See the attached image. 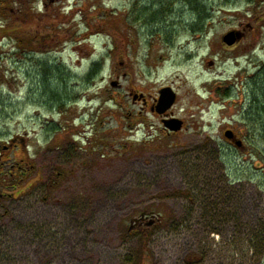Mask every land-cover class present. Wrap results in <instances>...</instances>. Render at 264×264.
Returning <instances> with one entry per match:
<instances>
[{
    "label": "rangeland",
    "instance_id": "obj_1",
    "mask_svg": "<svg viewBox=\"0 0 264 264\" xmlns=\"http://www.w3.org/2000/svg\"><path fill=\"white\" fill-rule=\"evenodd\" d=\"M12 2L0 163L32 170L0 198V264H264V0H198L203 17L174 0ZM166 87L176 134L138 103Z\"/></svg>",
    "mask_w": 264,
    "mask_h": 264
},
{
    "label": "trees",
    "instance_id": "obj_2",
    "mask_svg": "<svg viewBox=\"0 0 264 264\" xmlns=\"http://www.w3.org/2000/svg\"><path fill=\"white\" fill-rule=\"evenodd\" d=\"M12 1H14V2H12L13 4H18V2H20V1L22 3V0H12ZM174 1H176V2H179V1L185 2L188 6H192V9H193V12L194 13H200L202 15V17L204 16V14L206 12V9H205L206 8V5H200L198 3V0H174ZM9 3H10V0H0V11L2 9H4V11H5L6 15H7L6 17H8V21L5 20L7 22V24L4 23L3 25H0V35H2V38L3 37H6V35L9 33V30H10L9 27H10V25H12L14 23L13 20H12V18L14 19L15 17H18V15L20 13H23L24 14L22 8H20L21 9V10H19L20 12H17L15 10H10V8H7V5ZM168 9L170 10V6H167L164 9H161L159 12L167 13L168 12ZM10 11H11V13H10ZM158 13L156 15H158ZM9 15H10V17H9ZM9 19H11L10 22H9ZM157 20L158 19H153L152 20V24H155L157 22ZM17 22L18 21L15 19V23H17ZM52 29L54 31L56 30V28H52ZM40 35H41V33L40 34H35L34 37L38 39ZM23 42H24V40L23 39H20L21 45H22ZM37 53H38V51H35V52L33 51L32 55H35ZM100 66H101L100 63L94 64L93 65V68H92V73H95V72L99 71L100 70ZM58 69H60V67ZM55 74H56V76H55L56 78H54L52 76L53 77V80H56L57 79V76H58L59 73L55 72ZM57 80H60V79L58 78ZM52 93H53L52 94L53 97L56 98L58 93L57 92H53V91H52ZM225 94L228 96L230 94L229 93V90H227L225 92ZM259 104H260L259 102H257V104H256L258 106V108H259V111L260 112H264V108L260 107ZM15 139H16V141L18 143L20 142V139H17V138H15ZM14 141L15 140H13V142H11L10 145H8V146H3V147H5L4 149L11 150L12 148L17 147L18 144H17V142H14ZM236 147L239 148V149H243L246 146L243 145L242 147H239V146H236ZM14 163L12 165H10V166L7 165L6 167L4 166L5 161H2L0 163V198L11 197L12 194L14 193V191L18 188V186L23 185L25 183L27 184V180L30 179V176H31L30 175V171L32 169L29 166V164L28 163H25L24 161L23 162H16L15 161ZM26 186H29V181H28V184Z\"/></svg>",
    "mask_w": 264,
    "mask_h": 264
},
{
    "label": "water",
    "instance_id": "obj_3",
    "mask_svg": "<svg viewBox=\"0 0 264 264\" xmlns=\"http://www.w3.org/2000/svg\"><path fill=\"white\" fill-rule=\"evenodd\" d=\"M239 33L237 31H231L228 34H226L223 37V42L227 44L228 46H233L238 41V35ZM177 99V94L174 92V90L171 87H166L160 90V98L158 100V104L155 106L154 109L157 110L159 114H164L167 110L171 109L173 105L175 104ZM164 125L166 129H169L170 131L178 132L183 127V121L180 119H171V120H164ZM226 136L230 139L234 138V133L232 131H227ZM237 146L242 147V141L238 140L236 141ZM147 217L146 212L141 214V217L139 219H134L133 222L138 221H144ZM153 221L148 223V226L153 225Z\"/></svg>",
    "mask_w": 264,
    "mask_h": 264
},
{
    "label": "flooded vegetation",
    "instance_id": "obj_4",
    "mask_svg": "<svg viewBox=\"0 0 264 264\" xmlns=\"http://www.w3.org/2000/svg\"><path fill=\"white\" fill-rule=\"evenodd\" d=\"M236 31H239L240 32V37L241 39H239V43L242 42L243 40H245L246 38H244L247 34V29H240V28H236L235 29ZM238 44V43H237ZM236 46V45H235ZM234 46V47H235ZM159 93V92H158ZM139 98H141L138 103L141 104V110H143L142 113H147V110L150 109L151 113L154 114V115H157L160 120L162 121V124H163V120H166L168 118H173V117H176L175 113L173 112V109H170L169 111L165 112L163 115L161 114H158L157 110L154 109L155 106L157 105V100L159 98V94L157 96H149L148 95H145V94H142V95H139L138 96ZM178 99V98H177ZM186 126V121L184 122V128ZM163 131H165L166 134H173V133H169L163 126ZM234 138L230 139L228 137H226L225 135V138L224 140L229 143V144H232V145H237L236 141L238 140H242V138H240V135H238L234 130ZM176 134V133H175ZM243 145H245L243 143Z\"/></svg>",
    "mask_w": 264,
    "mask_h": 264
}]
</instances>
